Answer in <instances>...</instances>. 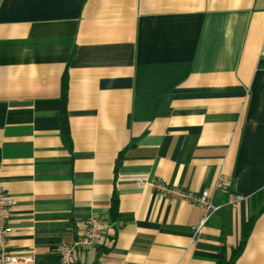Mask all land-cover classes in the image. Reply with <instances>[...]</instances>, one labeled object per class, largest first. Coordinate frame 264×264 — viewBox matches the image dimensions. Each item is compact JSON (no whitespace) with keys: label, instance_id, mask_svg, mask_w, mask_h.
Segmentation results:
<instances>
[{"label":"crops","instance_id":"crops-1","mask_svg":"<svg viewBox=\"0 0 264 264\" xmlns=\"http://www.w3.org/2000/svg\"><path fill=\"white\" fill-rule=\"evenodd\" d=\"M162 180L221 207L196 234ZM0 187L16 264H64L93 213L76 264H221L250 220L234 264H264V0H0Z\"/></svg>","mask_w":264,"mask_h":264},{"label":"built area","instance_id":"built-area-1","mask_svg":"<svg viewBox=\"0 0 264 264\" xmlns=\"http://www.w3.org/2000/svg\"><path fill=\"white\" fill-rule=\"evenodd\" d=\"M144 185L146 183H143ZM230 182L227 177L220 173L215 183V190H228ZM152 186L159 193H168L170 196L187 200L205 211L198 225L195 226L197 234L202 227L209 221L212 215L221 207L214 202V195L210 190H204L200 193L188 191L180 187L170 185L167 181L162 180L152 183ZM237 197H233L231 204L236 205ZM14 200L0 187V264H16L24 261L20 257L9 250L8 239L13 231L11 218ZM108 226L98 213H93L86 221L85 228L77 237L73 244L63 245L60 248V255L64 264H76L77 255L86 253L95 249L101 242Z\"/></svg>","mask_w":264,"mask_h":264},{"label":"trees","instance_id":"trees-1","mask_svg":"<svg viewBox=\"0 0 264 264\" xmlns=\"http://www.w3.org/2000/svg\"><path fill=\"white\" fill-rule=\"evenodd\" d=\"M62 94H61V115H60V127H61V134L64 141L70 145L71 144V134H70V127L68 121V111H67V93H68V77L67 74L63 76L62 79ZM118 209V197L114 194L112 199V206H111V213L115 215ZM252 227V221L248 222L245 226L243 231L241 240L238 246L234 249L230 259L223 260L221 264H234L236 258L243 252L245 244L247 242V238L249 236L250 230Z\"/></svg>","mask_w":264,"mask_h":264}]
</instances>
